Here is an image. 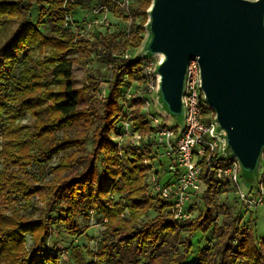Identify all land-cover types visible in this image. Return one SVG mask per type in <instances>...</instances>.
<instances>
[{
  "label": "trees",
  "instance_id": "1",
  "mask_svg": "<svg viewBox=\"0 0 264 264\" xmlns=\"http://www.w3.org/2000/svg\"><path fill=\"white\" fill-rule=\"evenodd\" d=\"M34 1L43 3L47 0H0V24L10 19L18 20L11 36L0 46V156L3 159L0 200L5 198L10 202L20 198L29 201L32 196L38 195L43 197L46 209L35 220L20 216L15 210L10 214L0 210V262L43 264L34 258L39 252L37 246L29 253L26 236H32L33 244L38 245L47 237L50 224L66 222L74 214L73 206L81 201L87 213H102L105 219L102 237L96 241L95 250L88 252L93 260L84 263L80 258L82 264H135L141 256H150L149 264H264V237L255 238L253 223L251 230L248 226L242 228L237 213L232 215L219 210L227 205L222 195L235 188L228 177L219 179L215 176L217 169H226L234 162L229 158H214L212 171L203 163V191L190 205V210H193L198 200L204 204L198 216L176 219L172 215L160 214V210L169 213L170 205L149 188L147 177L150 166L146 164V161L154 162L162 150L155 140L158 130L152 124L155 115L150 113L149 117L140 109L143 98L133 100L134 108L129 110V114L125 111V103L117 99L118 89L126 85L124 75L132 77L143 58L128 61L121 54L124 46L113 52L108 43L102 49L96 41L76 38L70 22L64 24V12L58 0H53L49 8L42 9L51 31V35H42L28 17ZM73 1L72 9L76 5L88 8L79 6L78 0ZM152 2L143 0V14L150 9ZM136 10L128 7L129 12L136 13ZM32 45L39 50L43 46L52 47L53 51L43 60H33L31 67H27L26 62L16 77L14 73L19 53L29 51ZM72 47L77 48L78 57H65V52ZM91 52L110 65L111 84L104 99L97 102L98 108L92 106L89 99L93 95L91 90H96V84L91 89H76L73 84V64L86 60ZM24 55L30 59L27 52ZM39 67L42 70L37 72ZM50 85H56L57 89L50 88ZM9 86L10 93L4 94V89ZM7 101L20 102L35 116L32 131L18 124L20 116L17 111H12ZM37 107L47 116L37 115L34 111ZM209 108L207 105L202 107L205 121L210 120L206 117ZM3 111L8 113L5 120L2 118ZM124 120L129 124L131 136H141L137 144L132 143L129 136L122 137ZM159 125L166 124L160 121ZM75 126H83L85 132L94 128L91 150L85 156L87 164L76 173L74 165L81 163V156L65 151L58 166L50 167L57 176L54 175L53 182L44 184L47 189L44 194L48 193L44 198L40 186L32 184L23 169L37 160L34 148L50 160L59 151L68 150L70 144L82 139L54 140L56 132ZM100 154L105 155L107 163L104 171L96 165ZM111 165L113 169L109 168ZM65 200L69 207L57 209L59 202ZM149 209L157 210V215L143 223L141 219ZM53 211L55 216L51 219L48 214ZM219 215L223 218L218 224ZM210 227L214 228L210 241L195 252V257H190L191 237L198 231L206 232ZM183 232L187 234L186 240L181 239ZM43 258L52 260L48 252Z\"/></svg>",
  "mask_w": 264,
  "mask_h": 264
},
{
  "label": "rangeland",
  "instance_id": "2",
  "mask_svg": "<svg viewBox=\"0 0 264 264\" xmlns=\"http://www.w3.org/2000/svg\"><path fill=\"white\" fill-rule=\"evenodd\" d=\"M53 0H47L43 3L32 2L29 9L28 17L29 20L38 28V31L44 35H51L50 27L47 24L46 15L42 14L43 8H49ZM60 2L62 11L64 12L63 21L66 25V16H71L72 31L77 35L76 38H84L89 41H96V45L102 49L106 48V43L110 46L109 49L114 51L120 50L121 46H124L123 52L121 53L123 58L126 60H135L137 58H143L144 61L140 63L138 69L134 70L133 76L129 77L127 74L124 75L125 86L122 89H118L117 99L122 101L127 106V114L129 110L133 109L134 104L133 100L137 97L147 98L150 103L149 112L147 115L150 117V113L157 116L159 121H163L166 125L177 126V130H180L183 127V115H173L168 112V108L164 101L162 100L161 95L158 96L155 92L148 94L145 92V79H146V70L154 68L159 63L157 56H150L147 53L146 45L150 39L149 32V10H146V13L143 14L142 6L143 0H133L129 7L135 8L136 13L129 12L126 7H117L113 8L112 5L108 3H103L108 7V12L105 9H102L99 14H94L92 11L98 8V5H102V0H78L79 6H87L88 8H80L77 5L72 9L70 6L74 3L73 0H58ZM103 5V6H104ZM81 10V11H80ZM87 16V19L83 20ZM18 20L10 19L4 21L0 24V46L3 45L7 39L11 36L14 29L17 27ZM54 35V33H53ZM75 40L77 41L78 39ZM41 50V51H40ZM38 49L35 45H32L29 48V51L19 53V61L16 65L15 76L18 77L19 71L23 69L24 64L27 62V67H31L32 61L43 60L45 56L50 54L53 49L52 47H41ZM40 51V52H39ZM28 54L30 59L24 54ZM67 58H77L78 51L76 47L68 49L65 54ZM127 56V57H126ZM95 52H91L89 57L86 60H79L77 63H74L72 66L73 73V84L74 88H87L93 87L96 84V90L92 89L89 99H91L92 106L98 108L97 102L104 99L107 94L108 86L111 84L110 79V65L106 62H102L101 59L97 58ZM42 67L37 68V72L41 71ZM151 74L155 78L156 73L154 71ZM94 82V83H93ZM96 82V83H95ZM7 82H5L6 84ZM11 85L10 83H8ZM52 89H57L56 85L49 86ZM10 86L4 89V94H9ZM100 99V100H99ZM145 101L140 105V109L143 111ZM8 106L12 108V111H17L19 114V119L17 120L18 124L26 126V130H33V124L35 116L31 112L26 110L20 102H10L7 101ZM37 112V115L47 116L45 112L42 113L37 108L34 109ZM144 112V111H143ZM213 110L211 108L206 110V117H209L210 120H214V117L211 115ZM8 113L5 111L2 112V118L5 120ZM83 126H75L64 128L56 132L52 140H66L73 138H82L77 142L70 144V148L63 149L59 151L57 155H54L50 160L43 154L37 152V148H34V155H36L37 160L34 163L28 164L23 172L29 176L31 183L36 184L40 190L46 193V188L44 184L48 181L53 182L55 172L51 171L52 166H58L62 161V156H65V151L70 152L76 156H81V163L75 164L76 173L80 172L83 167L87 164L85 156H88L91 150V138L93 135L94 128L83 130ZM218 147L217 154L225 158H229L232 161L235 160L234 157H231L229 154V149L225 145L224 135L221 132L220 127L218 126ZM81 134V135H80ZM124 137V136H122ZM122 140V139H119ZM1 148V144H0ZM163 152V149L160 151ZM263 159V157H262ZM3 159L0 156V172L3 168ZM160 172V178L162 181H165L169 175L167 171L169 159L167 156L160 155L158 158ZM146 164L154 167L155 163L146 161ZM99 170L104 171L107 168V163L105 161V155L100 154L98 161L96 163ZM113 169L112 165L109 167ZM155 168V167H154ZM57 176V175H55ZM238 176V186L235 184V188L231 191H228L225 197V202L227 205L219 209L220 212L226 211L229 214H238L240 217V227L246 228L247 226L252 227L254 225L253 232L255 238L260 239L264 237V162H261L260 167L255 172H246L242 168H237ZM232 184V183H231ZM149 190V188H147ZM203 191V190H202ZM236 191H241L243 194H248L251 196L259 197L262 204L247 207L244 203L241 202L239 195ZM87 193V191H85ZM150 192V190L148 191ZM48 195L44 194V198ZM152 195V194H151ZM200 195V194H199ZM42 196L34 195L29 201H24L23 199L17 198L14 201H6L5 198L0 200V210L2 209L5 214H10L12 210H15L20 216H24L27 219L35 220L38 219L41 214H43L44 208L46 209L45 202L41 199ZM153 204L158 205L155 200H152ZM196 202V201H195ZM196 207L193 209V217L198 216L204 209V204L198 200ZM194 204V206H195ZM193 205V203H192ZM69 207L68 202L60 201L57 209L65 210ZM74 214L68 217L66 222L63 223H54L50 224V230L47 237L42 240L38 245L33 244V237L30 235L26 236V247L31 252V249H34V246L39 248V252L35 253L34 258L38 261L43 262V264H82L80 258H83L84 263H88L93 260V257L88 253L89 251L95 250L96 241H98L103 234L105 226L104 216L102 213H96L94 211H89L84 207L83 202L79 201L76 205L73 206ZM171 215L166 211H161L160 214ZM223 213V212H222ZM62 216L64 214L60 213ZM157 215V210L149 209L146 212V215L142 217L141 221L144 223ZM55 212L48 214V217L53 219ZM223 215L218 216V224L221 223ZM212 227H210L206 232H196L191 237L192 242V253L190 257H195V252L206 246V242L210 241L212 233ZM251 230V228H250ZM187 234L183 232L181 234V239L186 240ZM180 251L182 247L179 246ZM48 252L52 260L46 261L43 258V255ZM28 262V261H27ZM150 256L140 257L138 262L135 264H149ZM0 264H3L0 262ZM99 264H109V263H99Z\"/></svg>",
  "mask_w": 264,
  "mask_h": 264
},
{
  "label": "water",
  "instance_id": "3",
  "mask_svg": "<svg viewBox=\"0 0 264 264\" xmlns=\"http://www.w3.org/2000/svg\"><path fill=\"white\" fill-rule=\"evenodd\" d=\"M147 44L168 111L181 113L190 60L200 67L205 101L226 144L248 172L264 148V0H153Z\"/></svg>",
  "mask_w": 264,
  "mask_h": 264
},
{
  "label": "built area",
  "instance_id": "4",
  "mask_svg": "<svg viewBox=\"0 0 264 264\" xmlns=\"http://www.w3.org/2000/svg\"><path fill=\"white\" fill-rule=\"evenodd\" d=\"M131 1L102 0V5H98V8L94 9L92 13L99 14L102 9L108 12L107 4L104 5L103 3L112 5L114 9L117 7H126L128 9ZM71 19V16L68 15L65 17V22H70ZM85 19H87V16L83 18V20ZM156 68L157 66L151 71L150 68H147L144 88L148 94L155 92L160 96V76L156 72ZM152 71H154V74L156 73L155 78L151 75ZM142 97L145 101L143 111L148 113L150 101L144 96ZM206 105L208 106L201 86L200 67L197 60L192 59L186 67L183 78L180 113L183 115V127L177 130V126H160L157 116L152 117L153 126L158 127L155 132V140L163 149V152L157 154L154 160L155 168L152 166L149 168L147 182L149 188L159 199L169 203V213L176 219L192 217L193 210H190V205L203 190L201 179L203 163H206L208 170L212 171L214 158L220 157L217 154L218 123L214 112L211 113L214 117L213 121L204 120L202 107ZM128 125V122L124 120V134L122 136H129L132 143L137 144L141 136L137 134L131 136ZM160 155L167 156L169 159L167 171L172 173L165 181L160 178L161 170L158 162ZM261 162H264V148L259 158L257 169L260 167ZM238 167H240L239 163L235 161L226 169H217L215 176L219 179L228 177L230 183L238 186ZM236 192L241 202L247 207L262 204L259 197L243 194L241 191Z\"/></svg>",
  "mask_w": 264,
  "mask_h": 264
},
{
  "label": "bare ground",
  "instance_id": "5",
  "mask_svg": "<svg viewBox=\"0 0 264 264\" xmlns=\"http://www.w3.org/2000/svg\"><path fill=\"white\" fill-rule=\"evenodd\" d=\"M148 44V43H147ZM146 50H147V45H146ZM147 53H148V55H152V56H157L158 57V59H159V62L161 61V60H163V58H164V56L162 55V54H160V53H156V54H150L149 52H148V50H147ZM169 112V111H168ZM170 113V112H169ZM170 114H172V113H170ZM221 132H222V134L224 135V132H223V130H221ZM224 137H225V135H224ZM225 145H226V147L228 148V146H227V144H226V141H225ZM229 149V148H228ZM230 151V150H229ZM230 154L233 156V154L230 152ZM234 157V156H233ZM246 172H248V171H246Z\"/></svg>",
  "mask_w": 264,
  "mask_h": 264
}]
</instances>
